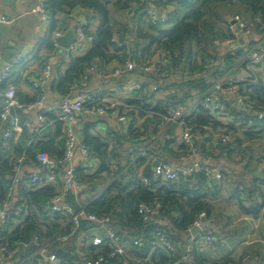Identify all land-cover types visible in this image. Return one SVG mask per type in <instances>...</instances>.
<instances>
[{
	"label": "trees",
	"instance_id": "16d2710c",
	"mask_svg": "<svg viewBox=\"0 0 264 264\" xmlns=\"http://www.w3.org/2000/svg\"><path fill=\"white\" fill-rule=\"evenodd\" d=\"M147 1L46 0L52 21L49 26L50 35L43 44L47 52L43 54L39 62L42 65L45 59L56 51L52 38L53 32L60 27L66 29L64 22L55 27V16L80 7L91 11L93 18H97L99 25L93 32L87 24L83 25L84 30L92 36L90 47L81 56L70 55V52L71 62L68 69L52 82L54 91L62 95L63 98L72 95V86H79L90 67L96 68L106 75L108 68L112 66L111 64L123 66L128 59L140 67L151 61L153 57L164 55L169 60L168 66L172 71L177 72L179 67L183 66V72L186 73V76L183 77H195V79L181 84L164 87L163 78L142 72L144 76L152 78L158 86V90L169 87H176L178 90L169 92L155 103L151 102L154 95L144 91L134 92L133 98L125 99L124 103L127 107H120L119 109L120 111L125 109L126 114L133 119L127 123V134L122 136L115 133L116 135L112 136L110 143L100 135L90 131L91 123L84 125L80 132L81 140L90 150L97 165L91 170L88 169V166H75L76 176L85 192L69 191L64 200L72 208L74 214L83 211L88 215L106 217L111 228L119 234L144 239L146 241L144 247H133V251H129L131 257L140 260L138 263L144 262L143 260L149 256L148 261L144 264H173L174 259L171 254L161 248L152 249L149 246L148 239L152 231L155 227L164 228L168 231L170 238L179 243V233L187 231L200 213L207 215V204L203 200V196L198 195V191L184 181V178L175 182H165L160 179L154 181L149 167H146L142 177L147 180L148 184L139 182L135 177L133 168L137 166L135 164L139 162L140 158L133 162L130 161V158L127 159L128 167L122 170L118 166L120 164L116 157L118 149L114 145L120 146L127 139L137 141L149 132L148 121L152 124L159 123L161 116L169 108L187 105L196 94L206 92L210 83L206 77L198 74L207 73L210 70L207 65L216 60V43L231 38L226 28L229 18L239 15L248 23L252 34L263 36L264 0L160 1L162 6L169 9L168 19L164 24L153 23L145 18V11L148 8ZM114 13H120L121 19H116ZM245 66L246 61L244 60L241 68L243 69ZM138 70L141 72L140 69ZM218 74H220V70L216 69L211 75L213 77ZM9 84L15 85V82L10 79L3 82L0 85V93ZM30 86L32 87V84ZM33 91V95L27 100L21 98L18 92H16V97L21 103L31 104L36 102L40 96H45L44 86L37 89L33 88ZM238 94L245 97L247 103L252 106V110L264 111V85L261 81L238 84ZM227 105L235 115L251 116L232 108L228 103ZM2 106L3 97L0 95V112ZM14 109L25 110L24 108ZM46 118L47 124L52 123L55 127L53 134L48 135L50 134L48 133L44 139L36 141L33 136L29 139L27 133L23 131L17 139H10V136L6 146L0 145V203L8 202L10 211V217L3 224L0 222V245L13 247L17 242H30L37 235L40 244L51 242L48 249L55 253L59 264H72L79 258L80 254L75 240L72 239L68 242L56 240L59 235L68 230L71 216L49 210L50 200L57 196L59 191L47 181H44L42 185L31 184L25 189L22 188L16 197V201L12 202L10 199L12 181L6 178L7 175L11 177L14 175L16 159L20 157H23V164L33 166H39L36 160L38 153H47L53 160L62 158L65 149L64 131L63 134L61 131L63 130V123L56 120L55 116L51 114L46 115ZM139 119H147L140 126L142 130L136 127ZM187 120H189V125L206 124L214 131L229 134L232 138L231 142H236L233 131L235 127L223 126L221 123L213 121L201 106H198ZM255 127L264 130V117L258 120L256 126L241 127L240 129L247 133L245 134L247 138H252L254 133L251 130L252 128L254 130ZM219 128L220 130H218ZM223 128L226 129L222 130ZM58 137H61L64 144L55 141ZM231 142L222 145H229ZM185 148L189 152L187 147ZM130 165H134V167ZM60 171L61 168L58 167L54 173H60ZM196 177L200 178L201 181H208L203 175ZM106 183L107 186L101 190L100 188ZM82 197H84L83 200ZM140 204L155 208L156 214L151 216L148 221H144L138 213ZM19 206H22L26 212L20 220H17L14 211ZM173 211L179 213L180 216L178 218L173 216ZM160 221H167L169 225L171 223L172 227L163 226ZM90 225L89 221L81 220L79 229L84 230ZM53 240L55 241L53 242ZM82 248L91 256L106 254L108 251L107 246L96 247L91 244H86ZM36 249L37 247L32 245L27 249L20 250L16 256L17 259L11 263L49 264L43 260L38 262L35 257H32ZM27 257L31 258L24 263L20 262ZM194 263L201 264L197 262L196 256ZM226 263L227 260H224L215 264Z\"/></svg>",
	"mask_w": 264,
	"mask_h": 264
},
{
	"label": "crops",
	"instance_id": "0c3cea01",
	"mask_svg": "<svg viewBox=\"0 0 264 264\" xmlns=\"http://www.w3.org/2000/svg\"><path fill=\"white\" fill-rule=\"evenodd\" d=\"M33 8V0H0V15H6L13 19L10 24H3L5 29L0 39V57L4 55L8 58L13 57V50L17 52L15 56L18 54L22 55L21 61L14 67L9 79L15 82L18 95L26 100L34 93L30 84L41 73L42 67L39 61L43 54L47 52L43 44L44 40L50 35L49 27L33 13ZM54 22L56 23L55 27L60 26L64 22L65 25H63L66 27L64 34L68 30L74 31L77 24H87L92 32L99 25L97 18H93L91 11L80 7L68 13L55 16ZM258 37L253 34L251 40H257ZM239 41L228 43L227 40H224L216 43V60L214 62H218V65L215 70L219 69L220 73L229 75L242 70L241 64L245 60L244 48L248 47L244 39L240 43L241 46L236 48L235 44ZM90 45L91 43H84L82 46H78L71 54L66 52L64 48H56L51 61L53 69L51 80L44 86L45 102L47 104H58L63 99V96L52 88V82L57 80L68 69L71 62L69 54L81 56L85 54ZM111 65L103 78L99 77L97 73L90 74L86 86L77 88L72 95L76 97L87 93H95L107 100L124 101L125 99L133 98L135 95H125L115 91L118 85L134 82H142L147 88L156 85L151 77L144 76L138 68L128 73L112 76L111 71L118 64L114 63ZM255 78L256 82L261 81L264 85V63L255 67ZM176 90H178L176 87L158 90L153 94L151 102L155 103L169 92ZM38 112V107L23 111L13 109L12 115L16 117L21 130L13 132L10 139H17L23 131L27 133L29 139L33 136L36 141L44 139V136L48 133H50L48 135L53 134L55 132L54 125L52 123L45 126L41 124L37 119ZM257 112L261 113V118L254 114ZM243 113L255 116L252 127L256 126L258 120L264 117V111L256 109L247 110V112ZM147 119H139L136 127L141 128L140 126ZM230 122V118L228 120L223 119L221 124L228 126ZM88 123L92 124L90 131L93 134L100 135L109 143L112 136L116 135L115 133L124 136L128 130L127 123H122L123 125L121 126V122L111 117L82 116L79 123L80 142H82L80 132L84 125ZM147 123L149 132L145 136H142L137 141H129L127 139L120 146L118 144L114 145L118 149L116 157L120 161L118 166L122 170L128 167L127 159L130 158V161L133 162L135 159L140 158L139 162L135 164L137 165L136 167L130 165L134 167V174L139 182L148 184L147 180L142 177L146 167H149L153 180L157 179L152 170L153 159L164 161L173 167L186 168L194 162H202L222 174V178L219 180L206 178L207 182L201 181L200 178L196 177L202 174H192L184 178V181L198 191V195L203 196V200L207 204L208 213L204 216L206 227L202 230L211 231L221 240L218 249L212 251L201 240V237L196 234L195 256L197 262L215 264L227 260L226 264H264V244L262 242L264 239V130H261L260 127H255L254 130L252 128L251 132L254 133V137L247 138L245 135L247 133L243 129L235 127L233 131L236 142L230 141L231 143L225 146L213 142L207 144L202 140L201 136H197L195 139L196 150L187 152L186 146L180 139L182 130L178 125H172L169 131L162 135L156 127L158 122L152 124L148 121ZM225 129L223 128L222 130ZM61 131L63 134V130ZM62 139L58 137L55 141L62 142ZM62 144L64 143L62 142ZM73 165L84 167L92 165L88 166V169L91 170L96 167L97 162L94 159L90 163L77 151L73 158ZM40 168L31 164H23L17 176L18 180H20L18 183L13 182L11 176H6L12 181L10 198L12 202L16 201V197L22 188L25 189L31 185L29 181L24 180L26 176L40 174L45 181L47 180L48 174L45 171L40 172ZM53 175L54 179H48V184L52 183L58 190L60 173L56 172ZM106 186L107 183L100 189L104 190ZM83 191L85 192V189L82 188L77 193ZM83 199L84 197H82ZM172 214L176 218L180 216L176 211H173ZM164 223H167V227H172L171 223L169 225L167 221H160L163 226H165ZM191 237L192 235L188 231L179 233L178 245L180 252H185L186 245ZM129 251H133V247ZM132 253L134 254V252ZM44 262H46L45 259ZM110 264L118 263L113 262Z\"/></svg>",
	"mask_w": 264,
	"mask_h": 264
},
{
	"label": "built area",
	"instance_id": "2783aa9c",
	"mask_svg": "<svg viewBox=\"0 0 264 264\" xmlns=\"http://www.w3.org/2000/svg\"><path fill=\"white\" fill-rule=\"evenodd\" d=\"M34 8L33 13L36 14L41 21L46 25L50 26L52 21V16L50 15L46 0H33ZM160 1L165 2L166 0H148V8L145 11V18L148 21L158 24H164L169 15V9H166L160 4ZM13 21L12 18L6 15H0V24H10ZM226 28L228 33L231 35L230 39H227L228 43L237 42L242 38L246 40V45L248 48H244V59L246 61V66L241 71L235 74H224L220 73L216 76L212 75L208 77V72L198 74L204 76L208 79L210 87L206 92L195 95L193 100L187 105H179L171 107L167 112L161 116L160 122L157 124V129L164 135L169 131V128L172 125H178L181 130V141L187 147L189 152H194L196 150L195 139L197 136H201L202 140L207 144L210 142L227 144L232 140L231 136L226 133L214 131L208 125H189L188 117L196 110L198 106H201L205 112L212 118L213 121L222 123V120L231 119V122L228 126L238 127V128H251L255 116L246 117L242 114H233L228 108L226 101L222 98H216L219 94L228 93L230 94L238 103L243 107L247 108L249 111H252V106L247 103L245 97H242L238 94V84L249 82L255 83V67L258 64L264 63V35L259 36L257 40H251L253 35L251 28L248 23L242 19L239 15H235L229 18ZM66 31L65 28L60 27L53 32L52 38L54 46L56 48H61L57 45L56 39L64 35ZM75 42L72 43L66 50V52H73L79 46H82L84 43H91L92 36L88 34L83 25L77 24L74 28ZM116 41V39H113ZM127 48V43H126ZM53 55V54H52ZM48 56L45 61L42 63L40 75L32 81V89L40 88L45 86L51 80L52 76V65L51 61L53 56ZM22 55H16L10 62L6 63L0 68V85L3 82H6L10 78V74L17 64L21 61ZM207 67H211V65ZM169 60L164 55L155 56L147 64L140 67L131 60H126L123 66H116L113 68L112 76H118L124 73H128L135 68L141 70L144 73H151L153 76H160L162 80L173 76L176 72L172 71L169 68ZM97 73V75L103 78L105 75L98 71L96 68L90 67L86 74L83 76L79 86H72V90H76L79 87H85L90 74ZM156 74V75H155ZM182 76H186V73L183 72ZM161 81V80H160ZM162 81V82H163ZM115 91L129 95L134 92L144 91L147 94H154L158 91L157 85H152L151 88H147L142 82L134 83H125L118 85L115 88ZM16 86L14 84H9L7 88L0 93L3 97V106L2 111L0 112V123L7 116H10L7 127L2 133V145L6 146L7 140L13 132H18L21 130L19 123L12 115V110L14 108H24L25 110H31L35 107L39 108L37 119L41 124H47L46 115H54L56 120H59L63 123V131L65 137V149L62 158L59 160L51 159L47 153H38L36 160L39 164V167H44L46 174V181L54 179V171L56 168L60 167V186L59 193L57 196L52 198L49 202V210L51 212H59L62 214H69L71 216L69 221L68 230L59 235L56 240L61 242H68L72 239L75 240L77 249L80 251L79 258L75 260L72 264H110L111 262L116 261L118 264H144L148 261L149 256H147L141 263L139 259L133 258L129 254L131 247L142 248L144 247L146 241L142 238H136L132 236H124L119 234L116 230L112 229L109 225L108 218L97 216L94 214H85L83 211L73 213L72 208L67 205L64 200L65 196L69 191L79 192L83 187L79 182L76 173L75 165H73V158L75 153L78 151L83 157H85L90 163L93 162L94 158L90 150L79 141V130H80V118L82 116H91V117H111L116 119L121 123L130 122L133 117L126 114V110L120 111V107L126 108L127 105L124 101L121 100H107L95 93H87L79 96H68L61 100L58 104H47L45 102V96H40V98L31 104L21 103L16 97ZM258 118H261L262 115L260 112L254 113ZM202 133V134H201ZM144 152V150H143ZM157 161V164L154 166V175L157 179L165 182H175L180 178H185L192 174H202L206 178H214L219 180L222 178L221 172L213 170L211 167L205 165L202 162H194L189 167H178L171 166L170 164L153 159V162ZM116 163V162H115ZM114 163V167L116 166ZM23 165V157L16 159V165L14 167V175L12 176L13 182L18 183L17 176ZM92 166V165H88ZM49 179V180H48ZM24 180L30 182V184H39L44 183V178L40 174H35L31 176H26ZM11 195V194H10ZM11 198V197H10ZM22 200V198L20 197ZM9 203L2 202L0 203V222L3 224L9 217ZM22 206H19L15 209L14 214L17 220H20L21 217L25 214ZM138 213L144 221L156 214V210L153 207H148L144 204L138 206ZM204 213H200L195 219L193 225L187 229L190 233L191 229L195 226H198L201 218H204ZM81 220H87L91 225L84 229L80 230L79 225ZM198 237H201V240L205 245L212 251H216L220 246L221 240L216 237L211 231H203L202 229L197 234ZM197 236L192 235L191 239L186 245L185 252L182 253L179 251V245L173 239L170 238L168 231L161 227H155L151 233V236L148 239L149 246L152 249L161 248L164 251L171 254L174 259L173 264H195V241ZM55 240H53L54 242ZM264 244V239L262 240ZM86 244H91L92 246L101 247L107 246L108 251L106 254H98L96 256L88 255L82 247ZM36 246L37 249L34 252L36 261L46 260L49 264H59V261L51 250L48 247L51 245V242H45L40 244V239L36 235L30 242L21 243L17 242L14 246L0 245V264H12L14 260L17 259V254L20 250L27 249L29 246ZM31 257H27L20 261L24 263ZM135 263H133V262Z\"/></svg>",
	"mask_w": 264,
	"mask_h": 264
},
{
	"label": "water",
	"instance_id": "95a60500",
	"mask_svg": "<svg viewBox=\"0 0 264 264\" xmlns=\"http://www.w3.org/2000/svg\"><path fill=\"white\" fill-rule=\"evenodd\" d=\"M5 27L3 26V24H0V39H1V35L2 32L4 31ZM241 39L237 44H235L236 48L240 47V43L242 42ZM75 41V34L73 30H68L64 35H62L61 37L56 39V43L59 47L67 49L73 42ZM13 55L15 56V54L17 53L16 50H13ZM6 54V53H5ZM13 56V57H14ZM13 57L8 58L6 57V55L0 57V68L2 66H4L6 63L10 62ZM218 65V62H214L211 67L210 70L208 71V77L211 76V74L213 73V71L215 70V67ZM178 72V73H177ZM176 75H173L169 78H167L166 80H164L163 85L164 87H168V86H172V85H176V84H181L183 82H187L189 80H193L195 79V77H183V66H180L178 71H177ZM218 98H223L232 108L237 109L238 111H242V112H247V108L243 107L240 103H238L230 94L228 93H223V94H219L217 96ZM10 116H7L5 118V120L3 121V123L1 124V128H0V144L2 143V133L5 130V128L7 127V124L9 122ZM121 126L123 125L122 123L120 124ZM157 164V161H155L153 163V168L152 170L154 171V166ZM45 171L44 167L40 168V172ZM205 218H201L200 223L198 226H195L191 229L190 233L191 235H196L200 232L201 229H204L206 227V225L204 224ZM167 223H164V225H166Z\"/></svg>",
	"mask_w": 264,
	"mask_h": 264
},
{
	"label": "rangeland",
	"instance_id": "374dc122",
	"mask_svg": "<svg viewBox=\"0 0 264 264\" xmlns=\"http://www.w3.org/2000/svg\"><path fill=\"white\" fill-rule=\"evenodd\" d=\"M114 17H115L116 19L120 20L121 17H122V15H121L120 13H118V14H117V13H116V14L114 13ZM167 26H170V25H167ZM167 26H166V27H167Z\"/></svg>",
	"mask_w": 264,
	"mask_h": 264
}]
</instances>
